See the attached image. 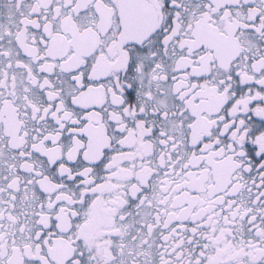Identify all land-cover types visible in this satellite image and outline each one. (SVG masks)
I'll use <instances>...</instances> for the list:
<instances>
[{
	"label": "snow or ice",
	"instance_id": "obj_1",
	"mask_svg": "<svg viewBox=\"0 0 264 264\" xmlns=\"http://www.w3.org/2000/svg\"><path fill=\"white\" fill-rule=\"evenodd\" d=\"M0 264H264V0H0Z\"/></svg>",
	"mask_w": 264,
	"mask_h": 264
}]
</instances>
